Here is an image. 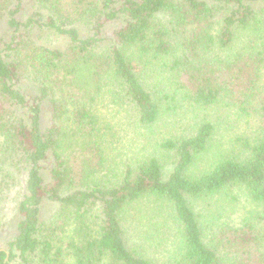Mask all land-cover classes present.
I'll return each instance as SVG.
<instances>
[{"label":"trees","instance_id":"16d2710c","mask_svg":"<svg viewBox=\"0 0 264 264\" xmlns=\"http://www.w3.org/2000/svg\"><path fill=\"white\" fill-rule=\"evenodd\" d=\"M121 121L148 143L115 160ZM15 171L0 264H264V0H0V191Z\"/></svg>","mask_w":264,"mask_h":264},{"label":"rangeland","instance_id":"374dc122","mask_svg":"<svg viewBox=\"0 0 264 264\" xmlns=\"http://www.w3.org/2000/svg\"><path fill=\"white\" fill-rule=\"evenodd\" d=\"M31 11L32 10L30 8L24 9L22 12L19 13L20 17L25 19V17L29 16ZM4 18H5V15H4ZM120 23L121 21L117 20L116 22L107 25V29L108 30L115 29L116 27L120 25ZM33 36H34V39H36L39 43H44L51 48H63L67 43V40L64 37H59L55 35V33H53L52 31L45 30V29L35 30L33 32ZM220 109H225V111L230 112L229 110H227L229 108L228 107L225 108V106H222ZM230 110H233L234 112H236L235 109H230ZM234 112H232V114H234L232 118H235L233 120L238 124V121H240L241 118L238 114ZM189 113L190 112L185 111V109H181L180 111H178L177 115L182 116L184 118V120H181L182 123L178 125L180 129L185 130V128H187L185 122H187L188 120V119L186 120V116ZM226 116L227 114L223 115L221 123L225 120ZM190 122H192V120H190L188 123ZM123 123H124L123 121L119 123L118 127L120 131H119V134L116 135L114 144L112 145L111 157L115 160H120L121 158H125L129 156L132 153L131 150H134L133 147H136L137 149L138 145L140 144L138 141V137H141L142 139H144L146 144L148 143V134L143 128L139 127L142 133L136 134V133L131 132L132 126L128 125L129 132H125L123 128V125L125 124ZM222 125L223 127H227L223 131L224 136L220 138L218 142L213 144L214 148H216L214 151L218 153L220 151L221 145L225 148H228L230 144L229 140L234 135L235 133L234 131L236 129L235 126L230 127L231 122L229 125L227 120ZM116 139H118L119 143H117ZM13 176H14V179L10 183L11 189H5V190L0 191V248L6 249V250H8L9 242L14 240V238L17 235V224L21 219V216L19 214V209H18V202L20 199L19 197L20 193L18 190L21 185L20 181L24 183V174H19L18 172L15 171ZM54 210H55V204L50 203V202H45L43 204V211L46 216L51 215ZM241 215H243V213Z\"/></svg>","mask_w":264,"mask_h":264}]
</instances>
